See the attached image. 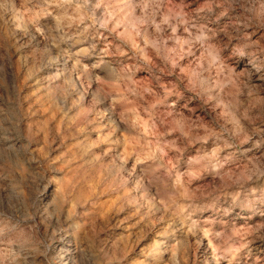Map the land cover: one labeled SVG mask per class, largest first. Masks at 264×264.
Returning <instances> with one entry per match:
<instances>
[{
	"label": "clouds",
	"instance_id": "1",
	"mask_svg": "<svg viewBox=\"0 0 264 264\" xmlns=\"http://www.w3.org/2000/svg\"><path fill=\"white\" fill-rule=\"evenodd\" d=\"M0 264H264V0H0Z\"/></svg>",
	"mask_w": 264,
	"mask_h": 264
}]
</instances>
